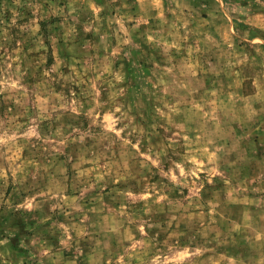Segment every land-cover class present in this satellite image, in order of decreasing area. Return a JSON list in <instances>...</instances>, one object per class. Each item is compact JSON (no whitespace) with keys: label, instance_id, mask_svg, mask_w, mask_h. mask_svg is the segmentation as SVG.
Masks as SVG:
<instances>
[{"label":"rangeland","instance_id":"obj_1","mask_svg":"<svg viewBox=\"0 0 264 264\" xmlns=\"http://www.w3.org/2000/svg\"><path fill=\"white\" fill-rule=\"evenodd\" d=\"M263 129L264 0H0V264H264Z\"/></svg>","mask_w":264,"mask_h":264},{"label":"crops","instance_id":"obj_2","mask_svg":"<svg viewBox=\"0 0 264 264\" xmlns=\"http://www.w3.org/2000/svg\"><path fill=\"white\" fill-rule=\"evenodd\" d=\"M263 131H264V129H263ZM263 131H262V132H263ZM262 134H264V133H262Z\"/></svg>","mask_w":264,"mask_h":264}]
</instances>
